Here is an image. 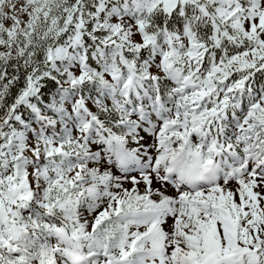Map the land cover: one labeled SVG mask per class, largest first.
<instances>
[{
  "label": "snow or ice",
  "instance_id": "6c2138e0",
  "mask_svg": "<svg viewBox=\"0 0 264 264\" xmlns=\"http://www.w3.org/2000/svg\"><path fill=\"white\" fill-rule=\"evenodd\" d=\"M0 264H264V0H0Z\"/></svg>",
  "mask_w": 264,
  "mask_h": 264
}]
</instances>
